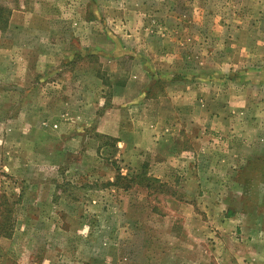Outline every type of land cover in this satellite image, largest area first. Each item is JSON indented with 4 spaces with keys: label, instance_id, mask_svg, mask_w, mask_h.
Instances as JSON below:
<instances>
[{
    "label": "rangeland",
    "instance_id": "rangeland-1",
    "mask_svg": "<svg viewBox=\"0 0 264 264\" xmlns=\"http://www.w3.org/2000/svg\"><path fill=\"white\" fill-rule=\"evenodd\" d=\"M0 7L9 264H264V0Z\"/></svg>",
    "mask_w": 264,
    "mask_h": 264
},
{
    "label": "crops",
    "instance_id": "crops-1",
    "mask_svg": "<svg viewBox=\"0 0 264 264\" xmlns=\"http://www.w3.org/2000/svg\"><path fill=\"white\" fill-rule=\"evenodd\" d=\"M146 74H147V84H146V86L144 87L146 90H147V92L150 90V88L152 87V88H156L157 86H158V79L156 80V79H154L153 78V76L149 73V71H147L146 72ZM99 79H103V78H99ZM125 80H122L121 78H118V79H115L114 80V82H113V84H114V88H113V90L115 91L116 90V88H117V91L118 92H120L121 91V89H124L125 88V86H126V84L127 83H125L124 82ZM120 86V87H119ZM187 85L185 84V85H179V86H177V87H174L173 88V91H172V88L170 87V85H168V87L166 88V90H164L165 92H167V91H169V99H171V101H172V103H174L173 101L175 100L176 101V98L179 100V98H181V96H182V94H184V91H185V89L187 88L186 87ZM154 88V89H155ZM165 88V87H164ZM144 90V89H143ZM117 92V94H116V96L117 95H120V93H118ZM165 92H164V94H165ZM235 97L238 99L237 101H239V100H241L242 98H244L245 100H243L244 101V104H243V106L244 107H246V104H245V101H246V98H247V96H245V95H243V94H235ZM169 99H168V103H170L169 102ZM154 100H158V99H154ZM236 101V102H237ZM156 103H158V102H156ZM175 103H177V102H175ZM170 105V104H169ZM170 107V106H169ZM180 107H181V104L180 103H177V104H175V106H171V110H175L176 112H178V114L180 115ZM242 110H244V109H240V108H238V109H236V110H233V111H235V112H237V113H240V112H243ZM247 109H245L244 111H246ZM169 112H170V109H169ZM172 112V111H171ZM170 115H171V113H169ZM178 118L179 119H181L180 117H176L175 118V120H178ZM182 125V128H185V126L183 125V124H181ZM172 127H173V125H172ZM171 126H169V127H166L165 128V130H166V132H170V130H171V128H172ZM173 128H175V127H173ZM113 135H116V134H113ZM167 136H170L169 134H166V137H165V140L167 141V142H169V140H170V138L169 137H167ZM114 137V136H113ZM171 137V136H170ZM184 149H181V151L180 152H182V153H180V156H181V154H183L184 153V151H183ZM174 157H171V158H178V155H173ZM176 156V157H175ZM23 226V225H22ZM21 226V227H22ZM21 231V230H20ZM19 233L20 232H18V235H19ZM9 236H11V235H9ZM9 236H6V237H9ZM12 238H11V240H12V242H16V236H17V233H15L14 235L12 234ZM0 244H1V248H0V264H9V257H10V252L12 251V249H16V246L14 247V248H10V242H8V240H6V239H4V238H0ZM5 246H8V247H5ZM16 251V250H15ZM17 252V251H16Z\"/></svg>",
    "mask_w": 264,
    "mask_h": 264
},
{
    "label": "trees",
    "instance_id": "trees-1",
    "mask_svg": "<svg viewBox=\"0 0 264 264\" xmlns=\"http://www.w3.org/2000/svg\"><path fill=\"white\" fill-rule=\"evenodd\" d=\"M3 9H4L3 7H0V10L3 11ZM2 18L3 17L1 16L0 17V21L2 20ZM256 160H258V159H256ZM260 164H261V162L257 161L256 166H259ZM256 166H254V167H256ZM135 178H137V176H134V177L133 176H121L120 174H118L116 176V181L114 183H112V184H114V185L118 184L119 185V183H120V187L126 185V187H124V188H128L129 185L126 184V181H127V183H130ZM0 200H2V201H0V205H4L7 202V198H5L4 194H0ZM1 214L3 215L4 212H1ZM4 226H5V224L3 223L2 220H0V236H9V235H11V232L8 231L7 229H5Z\"/></svg>",
    "mask_w": 264,
    "mask_h": 264
}]
</instances>
